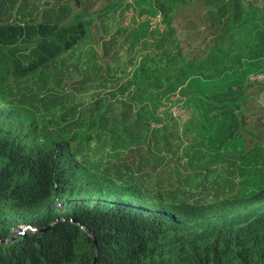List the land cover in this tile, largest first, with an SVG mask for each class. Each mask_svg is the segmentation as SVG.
Wrapping results in <instances>:
<instances>
[{"label": "trees", "instance_id": "obj_1", "mask_svg": "<svg viewBox=\"0 0 264 264\" xmlns=\"http://www.w3.org/2000/svg\"><path fill=\"white\" fill-rule=\"evenodd\" d=\"M209 1L149 0L148 17L158 15L163 25L150 44L159 64L149 74L140 69L130 100L139 106H124L130 122L108 126L98 114L68 124L72 113L66 111L55 128L42 132L32 120H20L21 110L6 105L0 111V264H264V211L256 210L264 203V124L256 116L264 92V15L248 40L245 27L253 18L242 15L238 0ZM147 29L148 20L140 34ZM84 35L80 17L61 26L0 24V91ZM257 74L261 81L249 80ZM174 95L196 113L198 149L219 163L208 170L222 188L212 187L210 202H186L170 191L150 194L138 184L116 186L84 152L93 138L111 141L118 130L121 143L139 142L146 119L165 130L148 103ZM69 126L79 129L70 133ZM161 141L171 151L164 133ZM92 197L114 201L84 202ZM15 218L30 231L9 239L4 225ZM190 224L201 230L189 232Z\"/></svg>", "mask_w": 264, "mask_h": 264}, {"label": "rangeland", "instance_id": "obj_2", "mask_svg": "<svg viewBox=\"0 0 264 264\" xmlns=\"http://www.w3.org/2000/svg\"><path fill=\"white\" fill-rule=\"evenodd\" d=\"M217 1L209 2L215 4ZM148 2L149 0H128L127 7L121 12L120 19L118 18V24H124V27L100 47L86 45L89 40H93L90 37L99 31L94 29L93 23L83 22L87 34L85 38L69 51L57 56L54 61L42 65L18 83L11 82L0 91V111L5 110L6 105L21 110L20 120H32L42 132L55 128L59 123L58 117L66 111L72 113L66 118L65 122L68 124L76 123L79 118L87 123L98 114L107 120L108 126L130 122L131 116H127L124 106L135 95V88L143 77L140 69H146V74H149L159 64L150 44L155 33L163 30V25L160 23L151 26L152 29L140 34L142 24L148 19ZM238 3L242 15L251 14L253 18L245 27L244 34L248 40L254 39V32L250 27L258 26V18L264 15V0H238ZM173 11L174 7L168 13L172 14ZM171 26L178 35L174 36L181 37L179 24L173 22ZM20 58L23 63H27L28 57ZM262 70L264 72V62ZM250 79L261 81L262 75L257 74L249 77ZM180 100L179 96L174 95L167 102L162 100L155 105L153 100V103H148L151 112L162 118L166 129L161 131L158 124L146 119L143 130L147 133L141 136L139 142L127 145L121 143L120 130L115 132L111 141H95L94 138L90 140L84 152L89 155L91 164L116 186L138 184L150 194L170 191L174 195L181 193L186 202L212 201V187L217 185L220 188L221 184L214 174H208V170L217 169L219 163L211 162L203 155V149H198L200 127L196 113L181 106ZM257 103L261 115L257 111L256 116L261 118L260 124L263 125L264 92L258 96ZM130 104L139 106L136 101H131ZM94 106H98L97 111ZM67 129L72 133L79 127L69 126ZM155 129L158 134H152ZM163 133L171 151H166L162 145ZM133 137L134 134L131 138ZM207 160L208 167L204 169L202 165ZM100 201L114 200L99 197L84 200L88 204ZM256 207L258 212L264 211V203ZM8 211L9 208L6 207L2 214L7 215L10 212ZM186 227L189 232L197 233L201 230V226L197 224ZM4 229L8 230L9 239L21 232L30 231L22 218L6 222Z\"/></svg>", "mask_w": 264, "mask_h": 264}, {"label": "crops", "instance_id": "obj_3", "mask_svg": "<svg viewBox=\"0 0 264 264\" xmlns=\"http://www.w3.org/2000/svg\"><path fill=\"white\" fill-rule=\"evenodd\" d=\"M127 3L128 0H0V24L45 23L61 26L80 17L82 22L93 23L94 29L99 31L90 37L93 40L88 39L86 45L100 47L124 27L118 21ZM148 29L152 28L148 26Z\"/></svg>", "mask_w": 264, "mask_h": 264}, {"label": "built area", "instance_id": "obj_4", "mask_svg": "<svg viewBox=\"0 0 264 264\" xmlns=\"http://www.w3.org/2000/svg\"><path fill=\"white\" fill-rule=\"evenodd\" d=\"M160 21V18L158 15L154 16V17H151V18H148V26L151 27V26H156ZM251 80V79H250Z\"/></svg>", "mask_w": 264, "mask_h": 264}, {"label": "water", "instance_id": "obj_5", "mask_svg": "<svg viewBox=\"0 0 264 264\" xmlns=\"http://www.w3.org/2000/svg\"><path fill=\"white\" fill-rule=\"evenodd\" d=\"M55 221H57V219L53 220V222H52V223H54ZM49 227H50V226H49ZM36 231L42 232V231H44V230H39V229H38V230H36ZM11 239H13V238H11ZM94 260H95V259H93V261H92V263H91V264H94Z\"/></svg>", "mask_w": 264, "mask_h": 264}]
</instances>
